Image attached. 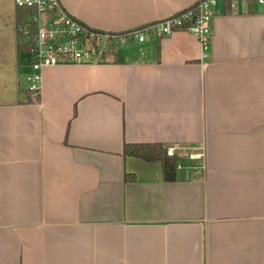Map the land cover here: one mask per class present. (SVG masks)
<instances>
[{
  "label": "crops",
  "instance_id": "crops-1",
  "mask_svg": "<svg viewBox=\"0 0 264 264\" xmlns=\"http://www.w3.org/2000/svg\"><path fill=\"white\" fill-rule=\"evenodd\" d=\"M198 1L61 3L124 32ZM213 16L206 57L188 31L150 30L45 67L37 93L15 1L0 0V264H264V5L222 0ZM134 143L174 148L189 177L165 180Z\"/></svg>",
  "mask_w": 264,
  "mask_h": 264
},
{
  "label": "built area",
  "instance_id": "built-area-1",
  "mask_svg": "<svg viewBox=\"0 0 264 264\" xmlns=\"http://www.w3.org/2000/svg\"><path fill=\"white\" fill-rule=\"evenodd\" d=\"M18 7L32 6L37 11L38 29L34 47L29 52L32 71L27 74L30 91L40 92L43 82L42 71L47 66L94 62L101 59L111 49L125 45L131 39L144 41L150 30L156 36L171 34L181 29L194 34L200 41L204 56L210 53L213 36V9L218 0H199L192 7L159 21L130 31L109 32L95 29L70 13L61 0H14ZM264 5V0H252ZM170 154H176L169 148ZM191 158L201 159L203 152L192 153ZM183 169V161L178 162V170Z\"/></svg>",
  "mask_w": 264,
  "mask_h": 264
},
{
  "label": "trees",
  "instance_id": "trees-1",
  "mask_svg": "<svg viewBox=\"0 0 264 264\" xmlns=\"http://www.w3.org/2000/svg\"><path fill=\"white\" fill-rule=\"evenodd\" d=\"M248 1L253 2L252 0ZM225 3L227 8H229L230 0H225ZM16 7L18 10V32L20 36L29 37V40L24 45V51L29 53L34 47V38L38 29V23L36 20L37 11L36 8L32 6ZM169 148L170 147H167L162 143H134L125 146V153L149 161H160L165 180L174 181L179 174V157L177 154H170Z\"/></svg>",
  "mask_w": 264,
  "mask_h": 264
},
{
  "label": "water",
  "instance_id": "water-1",
  "mask_svg": "<svg viewBox=\"0 0 264 264\" xmlns=\"http://www.w3.org/2000/svg\"><path fill=\"white\" fill-rule=\"evenodd\" d=\"M180 174H181V178L184 179L185 176H188L189 177V171H185V170H181L180 171Z\"/></svg>",
  "mask_w": 264,
  "mask_h": 264
},
{
  "label": "rangeland",
  "instance_id": "rangeland-1",
  "mask_svg": "<svg viewBox=\"0 0 264 264\" xmlns=\"http://www.w3.org/2000/svg\"><path fill=\"white\" fill-rule=\"evenodd\" d=\"M221 7L222 6V0H218V2H217V4H216V6L215 7ZM114 51H115V49H114ZM112 51H109V53H111ZM108 54V53H107ZM181 151H183V149L181 150ZM184 156V155H183ZM186 156V155H185ZM184 156V157H185ZM188 157H189V154H188Z\"/></svg>",
  "mask_w": 264,
  "mask_h": 264
}]
</instances>
